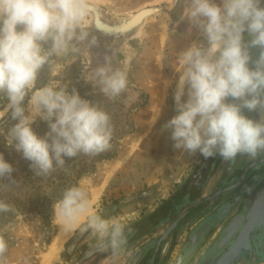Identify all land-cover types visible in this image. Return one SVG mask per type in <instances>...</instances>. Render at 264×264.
I'll use <instances>...</instances> for the list:
<instances>
[{"label": "clouds", "instance_id": "obj_1", "mask_svg": "<svg viewBox=\"0 0 264 264\" xmlns=\"http://www.w3.org/2000/svg\"><path fill=\"white\" fill-rule=\"evenodd\" d=\"M88 11L87 0H0V94L8 101L0 117L11 111L18 121L8 136L39 177L63 169L64 157L95 156L111 147V117L98 105L59 84L32 91L40 70L53 57L79 54L82 44L89 49L97 45L96 36L89 39ZM184 17L200 30L207 46L193 43L180 54L182 75L174 94L178 114L164 128L171 129L174 148L189 154L199 151L207 159L218 152L226 161L238 154L255 160L264 153V0H188ZM252 47L260 49L255 60ZM88 80L109 99L128 86L127 73L113 68L109 56ZM29 92L26 114L22 102ZM245 109H259L261 118H249ZM37 117L48 122L43 137L32 128ZM13 171L0 154V178H11ZM88 208L87 192L73 186L56 202L54 213L71 230ZM11 210L0 201V212ZM89 229L102 250L115 251L126 243L124 227L115 220L91 215L82 231ZM6 247L0 238V254Z\"/></svg>", "mask_w": 264, "mask_h": 264}, {"label": "rangeland", "instance_id": "obj_2", "mask_svg": "<svg viewBox=\"0 0 264 264\" xmlns=\"http://www.w3.org/2000/svg\"><path fill=\"white\" fill-rule=\"evenodd\" d=\"M220 2L216 0L217 4ZM87 3L89 39L96 36L97 45L89 49L82 44L79 54L53 57L40 70L32 91L57 84L66 86L69 94L75 89L82 99L110 115L115 141L107 152L120 150L115 156L98 161L91 173L77 179L76 187L87 192L89 209L55 250L50 251V245L62 227L54 213L56 203L52 214L45 212L42 217L31 213L12 220L7 228V252L0 264H42L45 258V264H148L151 259L139 256L141 242L105 251L90 229H82L86 228L89 216L100 215L122 224L126 242H131L136 236L127 235V227L173 197L201 156L199 151L189 154L174 148L171 129L164 128L178 114L174 94L182 75L180 54L193 43L207 46L200 30L184 17L188 0H87ZM45 47H50V42ZM105 56L112 58L113 68L127 73V90L115 99L105 97L99 85L94 86L88 80L92 70L103 66ZM187 87L184 85L182 102L188 98ZM30 98L31 92L22 102L26 114ZM7 103V98L0 94V112H4ZM2 118L9 120L0 124V154L21 176L22 187L43 193L48 188V175L36 176L31 162L15 150L8 130L18 121L11 118V111ZM32 128L40 137L49 131L48 122L39 117ZM27 174L30 181L24 183ZM50 174L57 178L58 169ZM183 209L180 207L176 214ZM177 252L155 259L154 264H179L182 258ZM246 264H264V250Z\"/></svg>", "mask_w": 264, "mask_h": 264}, {"label": "flooded vegetation", "instance_id": "obj_3", "mask_svg": "<svg viewBox=\"0 0 264 264\" xmlns=\"http://www.w3.org/2000/svg\"><path fill=\"white\" fill-rule=\"evenodd\" d=\"M259 53V47L250 48L252 60ZM244 114L254 120L261 118L259 109H245ZM180 207L184 209L176 214ZM127 229V235L136 238L126 245L141 242L139 256L152 259L148 264L172 256L183 234L185 240L177 252L182 258L179 264H188L192 258V264L248 263L264 250V153L255 160L238 154L232 161L218 152L207 159L201 154L177 193Z\"/></svg>", "mask_w": 264, "mask_h": 264}, {"label": "trees", "instance_id": "obj_4", "mask_svg": "<svg viewBox=\"0 0 264 264\" xmlns=\"http://www.w3.org/2000/svg\"><path fill=\"white\" fill-rule=\"evenodd\" d=\"M9 118H2L0 124L7 123ZM114 141L115 139L112 136L110 143ZM119 150L120 148L113 152L105 151L93 157H64V168H57L59 172L57 178L51 177V174L48 175L46 183L48 188L41 194L22 187L23 181H21V176L17 171L12 172L11 178H0V201L10 205L12 209L8 212H0V238L6 242V246L8 244L7 228L12 220L31 213L41 215L42 217H44L45 212L52 214L54 203L62 198L67 188L76 186V181L81 175L91 173L98 161L115 156ZM29 181V175L27 174L24 177V183ZM6 252L7 249L3 254H0V262L4 259Z\"/></svg>", "mask_w": 264, "mask_h": 264}, {"label": "bare ground", "instance_id": "obj_5", "mask_svg": "<svg viewBox=\"0 0 264 264\" xmlns=\"http://www.w3.org/2000/svg\"><path fill=\"white\" fill-rule=\"evenodd\" d=\"M88 209H89V208H88ZM85 213H86V212H85ZM85 213H83V214L80 216V218H79L77 224H78L80 221H82V219H83ZM71 230H72V229H71ZM71 230H66L65 227H64L63 224H62V227L60 228V232H58V234L54 237L55 239L53 240L52 244L50 245V251L55 250V249L58 247V245L60 244L62 238H63L67 233H69ZM46 259H47V258L44 259V261H43L42 264H45V263L47 262Z\"/></svg>", "mask_w": 264, "mask_h": 264}, {"label": "water", "instance_id": "obj_6", "mask_svg": "<svg viewBox=\"0 0 264 264\" xmlns=\"http://www.w3.org/2000/svg\"><path fill=\"white\" fill-rule=\"evenodd\" d=\"M176 222H177V219L176 220H174L172 223H171V225L168 227V229H166L164 232H163V234L160 236V238L158 239V241H157V246L159 245V243L167 236V233L169 232V230L176 224ZM151 262H152V259H151Z\"/></svg>", "mask_w": 264, "mask_h": 264}, {"label": "crops", "instance_id": "obj_7", "mask_svg": "<svg viewBox=\"0 0 264 264\" xmlns=\"http://www.w3.org/2000/svg\"><path fill=\"white\" fill-rule=\"evenodd\" d=\"M185 240V237H184V234L182 235V238H180L176 243H177V245H176V247H175V250H177L178 249V252H179V250H180V247H181V245L183 244V241ZM177 252V251H176Z\"/></svg>", "mask_w": 264, "mask_h": 264}]
</instances>
